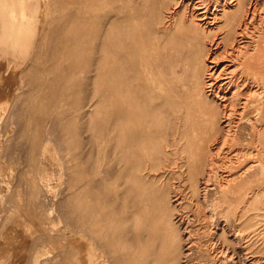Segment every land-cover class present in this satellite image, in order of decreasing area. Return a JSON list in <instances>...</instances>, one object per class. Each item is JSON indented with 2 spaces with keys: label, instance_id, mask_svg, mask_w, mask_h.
<instances>
[{
  "label": "rangeland",
  "instance_id": "1",
  "mask_svg": "<svg viewBox=\"0 0 264 264\" xmlns=\"http://www.w3.org/2000/svg\"><path fill=\"white\" fill-rule=\"evenodd\" d=\"M173 3L0 0V264H264V219L223 258L227 207L192 196L158 77Z\"/></svg>",
  "mask_w": 264,
  "mask_h": 264
},
{
  "label": "bare ground",
  "instance_id": "2",
  "mask_svg": "<svg viewBox=\"0 0 264 264\" xmlns=\"http://www.w3.org/2000/svg\"><path fill=\"white\" fill-rule=\"evenodd\" d=\"M173 4L159 29L167 41L178 44L174 51L179 61L169 60L166 73L158 77H167L163 84L172 96L168 124H173L181 142L176 149L185 157L192 196L202 203L219 198L227 207L214 224L224 235L225 251L219 253L225 258L230 246L231 251L243 241L242 231L250 233L251 222L264 219V0H174ZM135 54L129 53L132 67ZM138 60L142 67L143 58ZM130 73L134 86L138 80ZM133 99L131 138L136 125L144 128L148 120L137 115ZM248 257L253 258L249 254L244 262L229 255L225 264H253L254 258Z\"/></svg>",
  "mask_w": 264,
  "mask_h": 264
}]
</instances>
